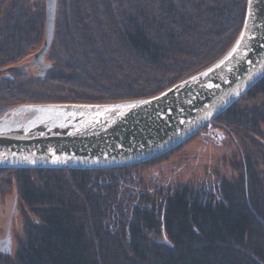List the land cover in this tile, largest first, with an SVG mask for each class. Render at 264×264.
<instances>
[{"label":"trees","instance_id":"trees-1","mask_svg":"<svg viewBox=\"0 0 264 264\" xmlns=\"http://www.w3.org/2000/svg\"><path fill=\"white\" fill-rule=\"evenodd\" d=\"M45 1L0 0V70L10 69L0 76V115L25 103L156 95L222 56L246 6V0H56L47 68L39 72L27 60L43 42ZM210 123L221 132L218 145L228 141L227 175L210 165L174 187L148 186L145 171L206 125L137 164L0 168V195L14 188L23 206L16 249L0 253V264H264V76Z\"/></svg>","mask_w":264,"mask_h":264},{"label":"water","instance_id":"water-1","mask_svg":"<svg viewBox=\"0 0 264 264\" xmlns=\"http://www.w3.org/2000/svg\"><path fill=\"white\" fill-rule=\"evenodd\" d=\"M55 9L56 0L45 1L43 42L27 62L39 72L47 68ZM263 76L264 0H246L242 26L226 52L156 95L106 103H25L3 112L0 168L91 170L149 160L198 133ZM10 244L7 233L0 238V253L9 254Z\"/></svg>","mask_w":264,"mask_h":264},{"label":"rangeland","instance_id":"rangeland-1","mask_svg":"<svg viewBox=\"0 0 264 264\" xmlns=\"http://www.w3.org/2000/svg\"><path fill=\"white\" fill-rule=\"evenodd\" d=\"M2 69L8 71L6 67H2ZM241 105L252 106L254 104L242 103ZM209 124L198 135L194 134L195 136L193 135L194 137L186 145L169 156L164 162L146 170L144 174L146 184L152 188L174 187L202 175L204 168L210 165L214 172L218 171L220 175H227L226 167L223 165L230 153L229 146L225 145L228 141L225 140L221 145H218L219 141H212L209 130L214 129L218 134L221 132L211 123ZM14 190L11 188V190L0 195V237L7 233L10 235L11 255L16 249V241L21 234L22 217L20 210L23 209ZM207 190L209 191V189Z\"/></svg>","mask_w":264,"mask_h":264},{"label":"built area","instance_id":"built-area-1","mask_svg":"<svg viewBox=\"0 0 264 264\" xmlns=\"http://www.w3.org/2000/svg\"><path fill=\"white\" fill-rule=\"evenodd\" d=\"M208 125H210V124H208ZM209 135L211 136L212 141H219V139L221 137L220 134H218L217 132L214 131V129L209 130Z\"/></svg>","mask_w":264,"mask_h":264},{"label":"flooded vegetation","instance_id":"flooded-vegetation-1","mask_svg":"<svg viewBox=\"0 0 264 264\" xmlns=\"http://www.w3.org/2000/svg\"><path fill=\"white\" fill-rule=\"evenodd\" d=\"M30 60H28L29 62ZM33 66V65H32ZM0 76H3V77H9L10 76V72L9 71H1L0 70ZM1 238V237H0Z\"/></svg>","mask_w":264,"mask_h":264}]
</instances>
